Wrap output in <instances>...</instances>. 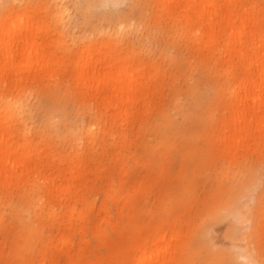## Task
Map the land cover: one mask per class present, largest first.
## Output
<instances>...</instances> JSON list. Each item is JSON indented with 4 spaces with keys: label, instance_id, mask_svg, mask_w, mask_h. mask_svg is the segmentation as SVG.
<instances>
[{
    "label": "rangeland",
    "instance_id": "obj_1",
    "mask_svg": "<svg viewBox=\"0 0 264 264\" xmlns=\"http://www.w3.org/2000/svg\"><path fill=\"white\" fill-rule=\"evenodd\" d=\"M55 2L69 5L66 26L73 36L82 37L76 43L81 45L94 39L97 47L103 46L104 30L95 32L102 18L116 26L122 19L138 25L144 17L150 38H144L143 25H138L130 37L135 44L132 51L144 61H155L154 75L146 104L136 105L145 108L135 109L133 130L125 143L111 142L110 136L101 133V144L85 150L83 157L90 159L91 169L83 172L77 187L70 188L68 195L73 198L68 203L47 199L36 213L27 195L36 189L39 176L11 189L0 187V264H140L139 254L145 250L143 258L151 257L156 249L152 241L162 234L161 249L171 264L189 257L197 264H241L230 255L232 218L223 210V217L208 222L259 164L263 181L252 202L253 229L246 233L250 247L264 263V229L257 220L264 191V147L245 153L237 163L216 142L213 118L218 120L227 103L224 74L216 73L207 58L195 56L191 42L171 30V19L154 15L155 0H120L90 12L87 0H0V18L13 4H23L30 10L40 9L36 15L41 25H50L52 16L46 10ZM68 51L58 50L64 60ZM76 73L44 71L18 83L26 89L31 133L44 134L34 143L39 141L47 149L49 155L44 157L49 161L53 153L59 159L77 156L71 132L74 127V131L80 129L82 113H88L86 106L92 102ZM11 81L16 80L11 77ZM184 114L195 126L189 142L182 130ZM117 118L114 129L120 132L124 118ZM107 126L110 130L111 125ZM61 183V188L66 185L64 180ZM46 194L43 190L40 195ZM208 227L211 244L203 238ZM217 252L220 259L215 262L210 254Z\"/></svg>",
    "mask_w": 264,
    "mask_h": 264
},
{
    "label": "bare ground",
    "instance_id": "obj_2",
    "mask_svg": "<svg viewBox=\"0 0 264 264\" xmlns=\"http://www.w3.org/2000/svg\"><path fill=\"white\" fill-rule=\"evenodd\" d=\"M118 1L87 0V12ZM155 1L157 10L154 15L171 19V30L191 42L197 53L195 56L207 58L215 72L225 76L223 85L227 86V103L218 120L213 118L217 124L214 133L218 145L237 163L245 153L264 147V0ZM25 7L13 4L0 18V187L11 189L30 181L31 176H39L38 180L35 179L38 181L36 189L27 195L31 196L30 202L37 213L47 199L58 198L64 204L73 198L68 191L78 186L84 171L91 169L90 159L83 157L85 150L101 144V133L110 136L111 142L122 140L125 143L133 130L135 109L145 108L136 105L146 104L155 61H144L139 52L132 51L135 44H131L130 37L139 29L138 25H143L144 38H150L144 17L138 25L122 19L116 26H109L102 18L101 26L94 30L96 33L104 30L105 43L97 47L94 39L88 43L82 41L86 43L83 45L76 44L82 37L73 36L66 26L65 12L70 9L69 5L49 4L46 11L52 16L50 25H41L36 15L40 9ZM49 26L53 27V33L48 30ZM125 41L130 42L126 47L123 46ZM61 47L69 50L67 60L58 52ZM57 70L77 72L78 81L92 103L86 106L88 113H82L80 129L74 131V127L71 132V147L77 156L68 154L59 159V155L53 153V161H49L44 157L49 155L47 149L42 148L39 141L34 143L35 138L38 140V136L44 134L31 133L26 116V89L18 83L26 78H36L44 71L53 75ZM11 77L16 80L14 83ZM221 99L225 101L222 94ZM191 112L194 113V109ZM119 115L124 118L120 122V132L114 129ZM183 118L186 123L182 130L189 142L195 126L190 123L191 117L184 114ZM196 134L200 136L201 131ZM43 168L49 172L42 174ZM62 180L66 185L61 188ZM262 181L259 164L252 169L243 187L224 202L208 222L209 225L216 222L223 210L227 212L225 216L232 218L230 255L241 264H264L256 250L250 247L246 233L253 227L252 202ZM43 190L47 192L44 198L40 195ZM245 196L248 198L244 201ZM258 210L257 220L264 229V191ZM211 231L208 227L203 234L208 244L212 242ZM164 238L162 234L152 241L156 249L151 257L143 258L145 250L139 254L140 264H171L166 251L161 249ZM219 254H210V258L218 262ZM175 264L197 263L189 257L181 258Z\"/></svg>",
    "mask_w": 264,
    "mask_h": 264
}]
</instances>
